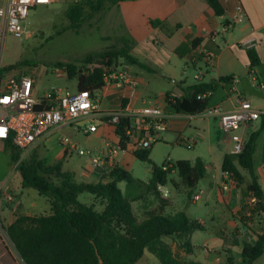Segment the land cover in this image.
<instances>
[{
    "label": "crops",
    "instance_id": "crops-1",
    "mask_svg": "<svg viewBox=\"0 0 264 264\" xmlns=\"http://www.w3.org/2000/svg\"><path fill=\"white\" fill-rule=\"evenodd\" d=\"M5 2L6 0H0V6ZM220 3L224 11L222 16H217L206 0L122 1L95 15V22L98 31H101V39L121 36L130 38L133 41L130 54L146 64L151 71L153 69L146 61H149L150 57H155L154 60L158 57V51L151 46L161 39H165L169 44L170 55L164 63L170 62L171 55L176 56L184 62L185 68H191L195 73L199 70L203 72L201 82L215 86V90L208 97V107L220 106L224 111H232L237 106V99L241 98L249 101L254 108L262 110L264 109V0H220ZM237 7L242 8V21L235 23L227 32H223V26L231 22ZM197 39H199L197 46L192 48L191 43ZM248 40L252 41L245 43ZM249 50L256 51L259 58V64L252 69L247 55ZM137 55L142 56V59ZM204 55L208 58H203ZM119 63L132 65L122 60ZM132 72L137 76L138 83L135 102L137 108L149 104H158L164 109L157 98L166 93L179 98L185 94V88L195 82L194 73L193 81L190 84H186L185 80L180 82L174 80L171 89L161 94L148 95L145 78L134 71ZM186 74V70H183L182 75L185 76ZM221 79L228 80L222 81ZM177 88L178 90H176ZM97 93L99 95V109L102 111L120 110L125 106L126 102L121 101L118 94L102 95L101 91ZM103 101L108 103L105 108L101 106ZM164 111L168 115L167 130L164 133L172 132L176 136V140L182 141L184 139L192 142V148L196 145V137H198L201 143L206 146L208 160L202 156H197L195 159L199 158L204 162L206 175L203 179L213 175L214 184L211 183V186L215 198L214 203L222 206L223 209L222 221L217 217L212 218V221L218 225L217 231L220 237L215 240L214 246L211 247L207 245L211 241H205L200 247L201 253L195 258V261L203 264H245L242 257L239 259L234 257L233 249L239 248L241 255L243 244H256L258 237L264 232L262 229L254 230L256 218L248 220L250 221L248 228L244 224L246 219L244 207L250 183L249 172L238 167L242 181L239 185L233 186L221 175L224 157L235 155L232 153L234 145L232 134L225 133L223 135L217 132V127L221 126L217 118L176 114L166 109ZM262 126L263 130L256 140L253 171L259 186L264 191V116L261 115L258 120L242 127L237 133L243 135L247 141L249 136L257 132ZM65 128L53 129L31 151L38 150L40 157L45 158L46 153H54L55 148L60 146V151L55 152L53 156L56 162L44 166L61 163L62 171L70 172L64 170L65 160L68 154L74 153L67 151L61 143L63 139L61 132ZM186 134L190 139L183 136ZM83 136L86 139L92 138L98 143L91 150L94 152H103L109 146L120 147V138L112 126L100 125L95 133ZM160 141H166L162 134ZM72 143L79 146L75 142ZM132 149H134L132 142H128L125 146V152L118 153L116 156V166L128 171L129 165L125 160L128 158L136 159L132 154ZM1 150L6 152L4 144L0 143ZM32 155L38 162L42 163L39 156ZM70 173L73 174L77 183H92L89 181L91 178L96 180L94 183L106 182L107 180L103 179L102 176L108 174L105 171L100 172L94 167L92 173L85 170L79 173ZM224 182L227 183L225 188L223 187ZM20 184L22 186V179H20ZM6 185V182L1 183L0 191L13 194L16 201L8 203L0 198V264H18L14 250L11 248L12 244L5 238L6 228L19 215H35L25 212L20 199L12 190L6 188ZM199 200L200 196L198 195ZM260 215H264V213ZM196 221L205 228L203 220ZM245 230V236L240 237L239 233L245 232ZM204 247H207L208 251H205ZM184 255L186 258L189 254L184 253ZM260 257H264V253ZM142 258H146V250ZM259 258L252 264H255Z\"/></svg>",
    "mask_w": 264,
    "mask_h": 264
},
{
    "label": "trees",
    "instance_id": "trees-1",
    "mask_svg": "<svg viewBox=\"0 0 264 264\" xmlns=\"http://www.w3.org/2000/svg\"><path fill=\"white\" fill-rule=\"evenodd\" d=\"M122 1L135 0H80L70 4L65 15L71 27L77 28L93 14ZM206 2L217 16L224 14L220 0ZM113 39L114 44L106 50L89 53L75 63L58 64L69 79L76 78L77 90L95 92L102 88L103 72L98 68L90 72L87 66L91 64L109 65L122 60L151 71L146 64L130 54L133 46L130 38L121 36ZM197 42L199 39L191 43L192 48L197 46ZM247 55L250 68L256 67L259 64L256 51L249 50ZM82 68L88 74L83 73ZM208 90L214 91L215 86L195 81L185 88L183 96L177 98L166 93L157 100L164 109L173 113L197 115L208 107V98L198 99V96ZM127 127V119H122L114 127L120 138V148L124 150L129 141L125 134ZM262 130L263 126L249 136L240 154L227 155L222 162V171L229 172L238 185L242 181L238 167L250 174L247 196H255L258 203L252 209L245 205L244 222L264 213V191L253 171L256 140ZM4 149L9 152L12 163L17 164L16 170L20 173L22 187L37 190L51 202V214L19 215L6 228V235L24 264H136L145 250L153 254L160 264H203L195 260H180L162 241L164 238H171L184 253L191 254L194 247L190 236L203 226L187 217L184 212L165 214L170 201L160 198L158 191L159 186L168 185L177 191L194 189L206 175L201 159L179 160L175 163L165 161L161 167L153 165L152 178L148 184L135 179L129 171L118 166L102 176L106 182L77 183L72 173L62 171L61 163L44 166L33 155L20 159V151L10 140L5 142ZM150 151V148L132 149V154L141 162H150ZM165 164L171 165L168 171H162ZM173 174L176 179L169 178ZM120 182L125 184L123 192L118 187ZM83 193L90 194L99 201L102 210L97 211L93 204L79 202L78 196ZM149 195L159 203L155 209L145 211L144 217L139 220L134 214L132 204L144 201ZM263 253L264 234L258 237L254 245L243 244L241 257L245 264H252Z\"/></svg>",
    "mask_w": 264,
    "mask_h": 264
},
{
    "label": "rangeland",
    "instance_id": "rangeland-1",
    "mask_svg": "<svg viewBox=\"0 0 264 264\" xmlns=\"http://www.w3.org/2000/svg\"><path fill=\"white\" fill-rule=\"evenodd\" d=\"M72 3H75V0H59L49 5L31 8L25 22V30L31 33L32 36L30 38H17L12 35L6 37L4 49L0 57L1 67L6 70L13 69L22 74L34 73L37 93L40 97L51 88H63L73 92L77 90L76 78L69 79L65 71L58 67V64L78 62L85 55L106 50L114 44L113 37L110 39L100 38L101 31H98L95 22V15L98 13L81 22L77 28H72L70 21L65 15L68 6ZM86 13H88L87 8ZM151 47L158 51L156 60H154L155 57H150L149 61H146L149 62L148 64H150L153 71L130 65L132 71L145 78L147 82L146 93L148 95L161 94L171 89L174 80L178 82L185 80L186 84H190L193 81L195 71L191 68H185L184 62L178 57L171 55L170 62L164 63L170 55L169 44L165 39H161ZM137 56L142 59V56ZM183 70L187 72L185 76L182 75ZM82 71L83 73L85 72L83 68ZM107 105V101L101 103L103 108L107 107ZM217 132L225 135L222 125L217 127ZM183 136L190 139L187 134ZM62 137L77 143L82 149L93 150L98 145L94 139H86L80 131L71 127H66L61 132ZM162 137L166 141H159L150 148V162H141L137 159L131 160V158L125 160L129 165L128 171L135 179L148 184L152 178V166L161 167L165 161L169 163H175L179 160L194 161L197 156H202L208 160L207 148L198 137H196V145L191 149H187L183 143L176 140V136L172 132L162 133ZM60 149L61 147L57 146L55 152L58 153ZM54 153H46L47 156L43 158L40 157L38 150H36L29 152L26 157L36 154V157L39 156L42 164L47 165L56 162V159L53 157ZM15 167L16 164L11 162L9 153L1 150L0 186L1 183L6 182V188L12 190L18 199H20L26 213L35 216L51 214V202L49 199L40 195L33 188H23L20 184L21 178L19 172ZM64 170L75 173L85 170L92 173L93 166L87 156L82 157L77 154H68ZM212 176L200 180L196 187L189 191L186 189L177 191L168 185L164 187L168 193L167 198H163L159 192L160 198L170 201V206L164 211L165 214L184 212L192 220L200 219L205 223V228L192 233L191 243L194 248L193 252L186 256V258L183 250L178 248L171 238H164L162 240L173 250L180 260H196L195 258L201 253L200 247L205 241H211L207 244L208 247H211L214 246L215 240L220 237L217 231L218 225L215 221H212V218L217 217L221 220L223 209L221 208L222 206L215 205L214 203L215 198L211 186V183L214 184ZM169 178L176 179V175H170ZM53 181L56 182L55 179ZM89 181L92 183L96 182L94 178H91ZM118 187L122 192L125 190L123 182L118 183ZM195 195L200 196V200L197 202H193ZM78 201L87 205H95L97 211L102 210L99 201L95 200L90 194H80ZM158 203V200L149 195L144 201L133 203L132 208L136 217L141 220L144 217L145 211L155 209ZM259 229H262L264 232V215L257 216L255 219L254 230ZM5 238L9 242L6 235ZM11 248L14 250L16 262L24 264L13 245ZM233 255L236 259L241 258L239 248L233 249ZM232 259L234 258L232 257ZM137 264L160 263L153 254L146 250V258H142ZM255 264H264V257H260Z\"/></svg>",
    "mask_w": 264,
    "mask_h": 264
},
{
    "label": "built area",
    "instance_id": "built-area-1",
    "mask_svg": "<svg viewBox=\"0 0 264 264\" xmlns=\"http://www.w3.org/2000/svg\"><path fill=\"white\" fill-rule=\"evenodd\" d=\"M59 0H6L0 6V57L2 55L6 37L12 35L17 38H30L31 33L25 30V22L31 8L49 5ZM77 2V0H75ZM243 11L237 7L230 23L223 26L222 31L227 32L235 23L241 22ZM252 40L245 41L250 43ZM205 59L206 57L204 55ZM103 72L102 95L118 94L125 106L120 110L102 111L99 109L98 91L76 90L75 92L63 88H51L41 97L37 94V84L34 73L22 74L13 69L3 71L0 64V143L5 144L10 140L12 145L20 151V159L36 147L53 129L71 127L89 136L98 130L100 125L115 127L122 119L128 120L125 134L132 142L134 149H149L161 140V134L167 130L166 120L168 115L158 104H149L140 108L135 107L137 95V76L130 66L125 63L91 64L87 69ZM88 74V72H84ZM203 72L196 71L194 81L201 82ZM211 90L198 96L203 100L210 97ZM201 117L217 118L226 134H232L234 142L232 153L238 155L242 152L246 140L237 132L244 126L251 124L264 116V109L258 110L245 99H237V106L232 111H224L220 106L207 107ZM136 133V134H135ZM127 142V143H128ZM187 149L192 148V142L180 141ZM62 145L67 151L89 159L93 167L100 172L108 174L116 167L115 158L118 153L125 152L120 147H108L103 152H94L82 149L72 143L70 139L63 138ZM17 165V164H16ZM170 164H165L162 171H168ZM174 173V171H172ZM224 180L232 186L237 181L229 172L222 171ZM227 183L224 182L223 187ZM158 191L163 198L168 193L164 187L159 186ZM0 198L8 203H14L16 197L11 193L0 191ZM198 201V195L194 196ZM258 200L255 196L247 197L246 206L252 209ZM246 228L250 221L244 222ZM246 233H239L244 237ZM208 251L207 247H204Z\"/></svg>",
    "mask_w": 264,
    "mask_h": 264
},
{
    "label": "water",
    "instance_id": "water-1",
    "mask_svg": "<svg viewBox=\"0 0 264 264\" xmlns=\"http://www.w3.org/2000/svg\"><path fill=\"white\" fill-rule=\"evenodd\" d=\"M263 204H264V201H263Z\"/></svg>",
    "mask_w": 264,
    "mask_h": 264
}]
</instances>
